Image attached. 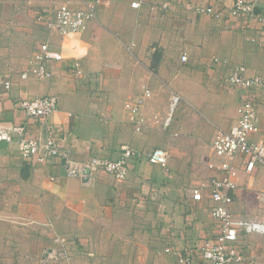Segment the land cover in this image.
Instances as JSON below:
<instances>
[{
	"label": "crops",
	"instance_id": "crops-1",
	"mask_svg": "<svg viewBox=\"0 0 264 264\" xmlns=\"http://www.w3.org/2000/svg\"><path fill=\"white\" fill-rule=\"evenodd\" d=\"M14 1L0 3V50L7 54V60L0 57V125H25L31 138L51 137L65 156L30 164L18 152L17 137L0 142V264H52L46 251H55L57 237L68 240V264L86 257L96 264H179V254L205 264L201 246L218 234L220 223L212 218L210 199L195 202L190 190L212 176L208 163L216 132L237 122L244 100L258 112L259 130L250 140L264 142V92L228 80L240 66L248 76H264L263 25L247 17L214 19L194 9L226 11L234 0H142L139 10L132 0H104L86 32L62 38L38 21L40 27L25 21L65 0H20V9ZM256 11L264 15V1ZM44 43L64 60L48 63L50 79H22ZM76 61L81 75L73 69ZM146 89L151 97L141 107L145 126L137 132L126 104H135ZM172 93L188 104L192 121L165 129ZM46 96L58 98V110L44 122L17 105ZM157 130L170 136L156 144L149 138ZM167 141L179 146L176 154L171 151L168 171L148 162ZM124 147L138 153L125 181L87 169L70 174L92 157L118 158ZM237 168L232 212L264 221V166L248 174L239 158ZM189 175L194 185L188 186ZM239 245L246 264H264L262 237L241 236Z\"/></svg>",
	"mask_w": 264,
	"mask_h": 264
},
{
	"label": "built area",
	"instance_id": "built-area-1",
	"mask_svg": "<svg viewBox=\"0 0 264 264\" xmlns=\"http://www.w3.org/2000/svg\"><path fill=\"white\" fill-rule=\"evenodd\" d=\"M263 1L234 0L226 11L203 6H196L194 9L198 14L208 15L214 19H222L226 16L247 17L264 27V15L256 11ZM79 2L80 6L75 7L72 1L65 0L50 11L42 10L37 14V21L49 32L58 34L62 38L83 34L88 30L90 23L96 20L98 9L104 4V0H79ZM131 7L139 10L142 7V0H132ZM62 60H64L63 55L53 51L48 43L41 44L29 61L27 69L21 74V78L50 79L52 72L48 63ZM181 60L187 62V54H183ZM73 69L77 75L82 74L79 62H74ZM228 80L229 83L243 90L264 92V76H248L244 66L233 70ZM10 85V81L5 82L7 89ZM150 97L151 92L146 89L135 104H126V108L131 113L130 121L137 132H141L145 126L141 107L145 99ZM181 102V96L172 93L168 117L164 122L165 129L171 127L174 113ZM17 105L29 118L44 122L58 110V98L55 96L28 98L19 101ZM237 112L239 118L231 128L219 129L216 132L208 163L212 176L190 190L192 200L195 202H202L205 197L210 199L213 204L212 218L220 223L218 234L205 240L201 246L205 264H246L249 261L240 248V237L260 236L264 240V221L238 217L231 209L238 188L237 160L245 159V171L248 174H252L257 164L264 166V142L250 140L251 135L259 130L256 105L252 101L244 100ZM16 137L20 156L30 164H45L57 157L65 156L59 144L51 137L31 138L25 125L11 127L0 125V142L11 143ZM136 156H138L136 151L124 147L118 158L92 157L83 166L71 168L70 174L79 175L82 170L89 169L105 172L117 181L123 182L129 174L130 160ZM169 159V153L162 147L154 149L148 155V162L151 165L166 171L169 170ZM61 255L64 257L65 252ZM178 263L195 264L189 254H179Z\"/></svg>",
	"mask_w": 264,
	"mask_h": 264
},
{
	"label": "rangeland",
	"instance_id": "rangeland-1",
	"mask_svg": "<svg viewBox=\"0 0 264 264\" xmlns=\"http://www.w3.org/2000/svg\"><path fill=\"white\" fill-rule=\"evenodd\" d=\"M19 1L20 0H16V1H14L13 2V4H14V8L16 9L17 7L20 9V5H21V3H19ZM3 2V0H0V3H2ZM1 8L0 9H2V6H0ZM41 10V9H40ZM39 10V11H40ZM37 11V10H36ZM38 11V12H39ZM27 18H28V16H27ZM1 19H3V17H1L0 18V24H4L3 23V21H5V20H2L1 21ZM20 20H22V21H24L25 19L24 18H19ZM37 18H36V16H35V13H33V19H29V20H27V21H25V23H33L35 26H39L38 24H37ZM19 22V21H18ZM40 27V26H39ZM144 37H146L145 36V34H144ZM142 38V40H140L142 43L143 42H145V44H147L148 43V40L147 39H145V38ZM128 42H126V44H127ZM134 42L133 41H131L130 42V44L129 45H132ZM136 44V43H135ZM128 46V45H127ZM7 51H9V50H7ZM133 51V50H132ZM10 52V51H9ZM35 53V52H34ZM6 50H0V57H2V58H4L5 60H7V57H6ZM137 55H134V57H136ZM132 57H133V55H132ZM138 57V56H137ZM19 64H17L16 66H18ZM187 67H188V65L187 64H185V65H181V66H179V68H178V70H185V69H187ZM191 71V70H190ZM172 92H174V91H172ZM195 99H196V97H195ZM169 101H170V95H169V98H168V103H167V110H166V114L167 113H169ZM224 103L226 104V101H224ZM187 106H188V104L185 102V100L184 101H182L180 104H179V106L177 107V109H176V111H175V113H174V116H173V121H172V125H180L179 123H182V122H180L181 120H183L184 119V121L183 122H185V120L187 121V119H190V121H192V118L190 117L189 118V113H185L186 112V108H187ZM194 109H192V112L194 113V114H196V115H201V113L199 112H197L196 110H195V107H193ZM177 118V119H176ZM178 121V122H177ZM158 132L157 133H152L151 134V138H149L150 139V141H155L156 142V144L158 143V140H160V138H162L164 135H169V134H165L164 132H161L160 130H157ZM180 131V130H179ZM170 136V135H169ZM167 142H169V144H164V145H158V147H161L162 146V148H164V149H166L167 151H168V153L170 154V156H171V151L173 150V152L176 154L177 153V151H178V145H175L172 141L170 142V141H167ZM146 145V144H145ZM145 147H147V146H145ZM150 147V146H149ZM157 147V146H156ZM152 149H154V147H151ZM152 149H149V151H151ZM149 151H146L147 153L149 152ZM161 172H162V170H161ZM187 178H189V185L188 186H191V184H193L194 183V181H195V179L192 177V176H190L189 175V177L187 176ZM158 180H161V185L163 184V182H164V179H162V177H160V172L158 173ZM193 182V183H192ZM194 185V184H193ZM193 187V186H192ZM57 240V241H56ZM54 242H55V244H56V246H57V248L55 247L54 249H55V251H52V252H48V251H46V254L48 255V258L47 259H49V260H53V262H52V264H68L69 262V259H70V254H69V244H68V240L67 239H64V238H62V237H57V238H55L54 239ZM61 244V245H58V244ZM79 248H81V249H83V246L82 247H79ZM58 249H60V250H58ZM56 251H60V252H56ZM66 253L65 255H63L64 257H62V255L61 254H63V253ZM46 255V256H47ZM94 259H96V258H94ZM77 261L79 262V264H96L95 262H93L92 260H90V258L89 257H86V258H77ZM81 261V262H80ZM97 261H98V258H97ZM98 264V263H97Z\"/></svg>",
	"mask_w": 264,
	"mask_h": 264
},
{
	"label": "water",
	"instance_id": "water-1",
	"mask_svg": "<svg viewBox=\"0 0 264 264\" xmlns=\"http://www.w3.org/2000/svg\"><path fill=\"white\" fill-rule=\"evenodd\" d=\"M90 172V170L89 169H87V171H86V174H88Z\"/></svg>",
	"mask_w": 264,
	"mask_h": 264
}]
</instances>
